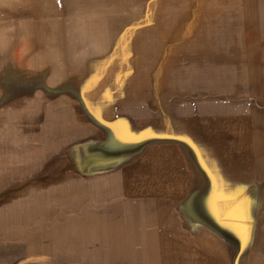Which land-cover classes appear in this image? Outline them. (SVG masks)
Returning a JSON list of instances; mask_svg holds the SVG:
<instances>
[{"label":"rangeland","instance_id":"obj_1","mask_svg":"<svg viewBox=\"0 0 264 264\" xmlns=\"http://www.w3.org/2000/svg\"><path fill=\"white\" fill-rule=\"evenodd\" d=\"M30 91L47 92L42 119L34 111L9 110L14 103L24 106ZM0 95V138L9 134V114H25L29 122L38 118L20 136L12 127L17 157L23 146L37 145L47 150L51 167L76 164L78 146L93 128L101 138L111 134L109 143L96 147L95 164L117 167L121 156L134 163L135 155L159 143L153 128L162 114L206 112L210 121L249 107L264 112V0H0ZM35 129L41 130L39 141L32 137ZM8 145L0 140V149ZM95 160L86 153V164ZM48 177V225L34 244L45 248L42 262L121 264L120 236L114 234L160 229L150 202L123 199L113 188L108 196L90 193L68 201L70 188L55 187L54 175ZM213 209L208 230L215 226ZM164 216L168 233L172 217ZM219 219V233L227 225L237 233L234 221ZM103 234L114 238L105 255L90 248ZM4 242L0 264H26L21 238L14 246Z\"/></svg>","mask_w":264,"mask_h":264},{"label":"crops","instance_id":"obj_2","mask_svg":"<svg viewBox=\"0 0 264 264\" xmlns=\"http://www.w3.org/2000/svg\"><path fill=\"white\" fill-rule=\"evenodd\" d=\"M29 93L33 96L28 100L24 97V106L14 103L9 110L34 111L42 119L47 92ZM2 98L0 95V101ZM185 115L162 114L153 128L159 143L135 155L134 163L121 156L117 167L95 164L96 147L104 146L111 134L101 138L100 131L90 128L92 134L74 155L76 164L51 167L42 147L23 146L20 157L12 151L10 139H16L10 133L17 131L12 127H18L20 136L32 120L36 126L38 118L29 122L25 114H9V134L0 138L10 145L7 150L0 149V241L13 245L20 237L26 248V264H63L42 262L45 248H34L38 234L47 229L48 176L54 175L55 187L70 188L68 201L90 193L108 196L113 188L123 199L150 202L152 214L160 218V229L155 233L114 234L120 236L121 264H264V112L249 107L246 112L219 114L210 121L206 112ZM145 126L140 128L146 130ZM40 132L33 131L37 141ZM86 153L96 160L86 164ZM105 156L103 163L109 161ZM145 170L151 175L144 174ZM105 173L110 176H98ZM144 177L149 181L144 182ZM209 207L214 208L211 221L215 226L211 230L206 227ZM167 212L172 217L168 233L162 228ZM178 214L184 215L182 226ZM187 214H191L189 221ZM219 216L223 221H234L237 233H230L228 225L226 232L219 233ZM191 225L198 226L192 233ZM44 237L38 240L42 246ZM113 240L109 235L97 236L90 241V248L105 255ZM108 260L100 264H112ZM70 262L95 264L93 259Z\"/></svg>","mask_w":264,"mask_h":264}]
</instances>
